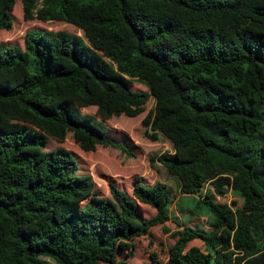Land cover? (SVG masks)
<instances>
[{"label":"trees","instance_id":"obj_1","mask_svg":"<svg viewBox=\"0 0 264 264\" xmlns=\"http://www.w3.org/2000/svg\"><path fill=\"white\" fill-rule=\"evenodd\" d=\"M19 5L25 20L83 35L34 29L23 46L0 42V264H133L134 240L171 222L182 230L167 264H264V0H0L1 34ZM135 82L157 100L147 138L174 149L151 163L179 181L181 198L200 196L210 231L171 216L162 182L129 194L110 181L108 200L82 204L77 158L46 151L50 137L72 135L83 151L136 157L79 111L142 108L151 94ZM27 116L43 132L4 129ZM228 191L231 205L218 201Z\"/></svg>","mask_w":264,"mask_h":264},{"label":"rangeland","instance_id":"obj_2","mask_svg":"<svg viewBox=\"0 0 264 264\" xmlns=\"http://www.w3.org/2000/svg\"><path fill=\"white\" fill-rule=\"evenodd\" d=\"M21 5L16 7L14 29L9 34L0 33V42H8L23 46L26 32L30 30L41 31H67L82 36V32L76 27L63 23L53 22L44 23L38 20H25L22 17ZM133 89L144 91L151 94V88L135 82ZM102 102V101H101ZM57 101L48 100L46 104L54 106ZM157 100L150 95L147 105L135 111L128 109H119L115 106H108L102 103H93L82 107L80 115L88 119L101 132L107 134L116 141L125 143L136 157H130L121 151L105 148L95 145L90 151H83L74 142L72 135L67 139L58 140L49 138L46 151H54L64 148L70 151L78 160L79 172L78 178L86 183L87 191L81 196L82 204L92 200L105 201L110 198L109 182L114 181L121 189L132 194L134 185L142 182L152 186L156 182L168 184L173 190L175 201L171 205V216L181 221L182 225H191L199 227L204 231H210L211 217L204 209H198L200 196L181 195V186L176 178L168 175L166 170L157 163H151V158L160 156L164 153L173 154L172 144L160 138L159 141L151 142L147 138V132L150 131V125L156 114ZM7 131L27 129L30 133L43 132V124L37 123L27 116L24 120H11L2 123ZM209 189V188H208ZM207 188H205L206 192ZM203 193V195L205 194ZM222 204H230L235 197L231 191H228L224 200L219 198ZM242 202L239 201V205ZM142 213L145 217H152L155 212L151 207L141 205ZM182 230L175 222L166 225L153 227L149 234L138 237L134 240L136 247L135 256L132 259L133 264H154L153 256H156L157 262L167 264L169 251L179 237L178 233ZM191 246H196L204 250L202 242L195 241ZM126 255V254H124Z\"/></svg>","mask_w":264,"mask_h":264}]
</instances>
